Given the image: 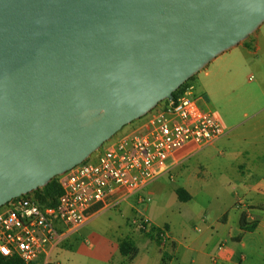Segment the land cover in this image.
Returning a JSON list of instances; mask_svg holds the SVG:
<instances>
[{
  "label": "water",
  "instance_id": "95a60500",
  "mask_svg": "<svg viewBox=\"0 0 264 264\" xmlns=\"http://www.w3.org/2000/svg\"><path fill=\"white\" fill-rule=\"evenodd\" d=\"M264 23V0H0V207L87 160Z\"/></svg>",
  "mask_w": 264,
  "mask_h": 264
},
{
  "label": "built area",
  "instance_id": "2783aa9c",
  "mask_svg": "<svg viewBox=\"0 0 264 264\" xmlns=\"http://www.w3.org/2000/svg\"><path fill=\"white\" fill-rule=\"evenodd\" d=\"M192 87L178 90L136 123L128 125L87 160L58 176L62 194L54 206L34 195L0 207V256L35 264L61 241L82 229L99 210L118 206L170 171L184 156L215 144L228 134L220 116L203 105ZM188 150L189 155H181ZM186 158V157H185ZM132 224L154 233L162 245L167 230L145 218Z\"/></svg>",
  "mask_w": 264,
  "mask_h": 264
},
{
  "label": "crops",
  "instance_id": "0c3cea01",
  "mask_svg": "<svg viewBox=\"0 0 264 264\" xmlns=\"http://www.w3.org/2000/svg\"><path fill=\"white\" fill-rule=\"evenodd\" d=\"M237 47L255 57L256 68H262L261 79L243 98L241 116H235L229 126L221 119L228 134L211 145L220 157V170L231 166L236 171L231 179L215 181L222 188L216 194V199L222 200L219 211L198 217L190 226L193 231L185 227L179 231L172 223L160 225L145 218L154 227L167 230L169 240L165 245L154 233H143L132 226L118 236H102L98 253L95 245L83 253L81 248L72 247L74 234L53 247L47 259L42 256L35 264H62L58 262L61 258L71 259L67 264H264V23L246 44ZM203 105L208 107L205 99ZM185 191L191 197L189 201L193 200L191 192ZM119 206L126 211L132 207L126 201ZM99 209L100 206L94 207L96 215L85 226L94 224L117 233L113 215L107 221L99 220L108 210ZM243 219L247 224L256 223L252 232L242 229ZM249 235L253 236V242L248 241ZM125 238H130L138 251L132 260L119 250V243ZM239 252L242 253L238 256Z\"/></svg>",
  "mask_w": 264,
  "mask_h": 264
},
{
  "label": "rangeland",
  "instance_id": "374dc122",
  "mask_svg": "<svg viewBox=\"0 0 264 264\" xmlns=\"http://www.w3.org/2000/svg\"><path fill=\"white\" fill-rule=\"evenodd\" d=\"M253 34L239 45L246 44ZM254 59L255 57L245 49L236 46L213 60L194 76L193 80L188 81L186 87H192L194 94L203 96L208 108L216 112L229 126L235 116L238 114L241 116L243 111L240 105L243 98L248 96L250 89L261 79L259 73L262 68L259 66L256 68ZM125 128H128V125L123 129ZM219 162L218 152L212 146L187 156L143 191L129 196L125 200L132 206L129 210L126 211L118 205L106 210L107 212H103L97 218L107 221V217L113 215L117 233L112 234L91 224L75 234L72 247L76 250L81 248L83 253H87L90 246L95 245L98 246L95 253H98L100 250L98 242L102 236L112 238L111 236L115 237L125 230H130L132 226L137 229L132 224L134 219L148 218L160 225L172 223L179 231H183L184 227L193 231L190 226H193L198 217L219 211L222 200L216 199V194L221 193L222 188L220 189L215 181L231 179L236 172L231 166H227L225 171L220 170ZM56 178L58 179V176ZM177 188L189 190L194 196L193 200L189 202L179 200ZM252 237L249 235L248 241L253 242ZM229 246L235 249L231 243ZM241 253L239 252L238 256ZM70 260L61 258L58 262L67 264Z\"/></svg>",
  "mask_w": 264,
  "mask_h": 264
},
{
  "label": "trees",
  "instance_id": "16d2710c",
  "mask_svg": "<svg viewBox=\"0 0 264 264\" xmlns=\"http://www.w3.org/2000/svg\"><path fill=\"white\" fill-rule=\"evenodd\" d=\"M193 79L194 77L191 78L190 80ZM186 85L187 83L181 86L179 90H181L182 88H186ZM176 93L177 92H175L173 96H175ZM31 194L34 195L41 204L45 206H54V204L57 201V198L62 194V190L58 183V179L55 177L45 187L39 188L28 195ZM176 194L179 200L183 202H187L191 198L190 195L183 188H177ZM241 227L244 231L252 232L256 227V223L247 224L243 219ZM156 230H158V228L153 226L152 231L155 232ZM150 234L153 235V233ZM119 250L121 255L127 257L128 260L134 259L138 252L137 248L134 246L130 238H125L119 243ZM0 264H25V263L18 257L5 258L0 256Z\"/></svg>",
  "mask_w": 264,
  "mask_h": 264
}]
</instances>
